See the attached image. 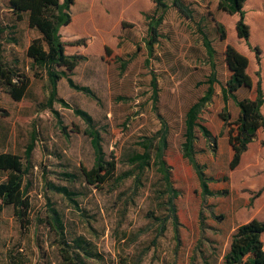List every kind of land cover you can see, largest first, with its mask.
<instances>
[{"label": "rangeland", "instance_id": "1", "mask_svg": "<svg viewBox=\"0 0 264 264\" xmlns=\"http://www.w3.org/2000/svg\"><path fill=\"white\" fill-rule=\"evenodd\" d=\"M181 1L190 17L169 5L150 54L144 44L145 16L152 13L153 0H73L70 21L58 30L65 53L81 56L70 77L88 87L94 98L70 88L63 77L56 82V96L91 116L105 158L115 164L111 179L93 185L85 183L79 171L93 161L84 122L54 101L52 108L63 126L59 128L57 117L45 106L49 84L44 71L33 69L25 55V47L38 33L26 25L25 14L15 20L6 0H0L4 27L0 62L29 81L19 100L0 90V152L22 156L34 135L31 166L24 178L27 213L20 222L11 206L0 209V264H67L59 254L57 234L48 224L51 208L61 220L69 250L80 252L85 264H222L234 226L251 218L264 221L262 131L256 130L230 169L233 151L227 132L234 130L238 109L230 97L223 105L219 89L228 75L222 52L230 44L241 54L251 55L252 86L241 87L235 94L253 97L257 79L253 52L237 39L232 15L216 10V0ZM217 22L224 28L223 39ZM200 33L213 48L211 59ZM260 57L264 63L261 47ZM210 61L218 83L213 84V94L199 110L198 120L211 137H203L195 128L193 139V157L214 192L202 195L182 143L184 113L204 94ZM260 79L264 89V73ZM163 125L162 158L176 192L172 199L175 224L166 203L170 193L153 156ZM145 149L150 159L140 167L134 156ZM62 172L73 173L74 179H63ZM48 183L65 186L74 193L72 199L50 189ZM77 237L80 240L75 241ZM261 238L264 248V232Z\"/></svg>", "mask_w": 264, "mask_h": 264}, {"label": "trees", "instance_id": "2", "mask_svg": "<svg viewBox=\"0 0 264 264\" xmlns=\"http://www.w3.org/2000/svg\"><path fill=\"white\" fill-rule=\"evenodd\" d=\"M153 11L146 19V38L144 44L147 54L151 53L152 44L158 37V25L160 24L165 9L170 5L179 13L190 17V10L181 0H169V5L165 0H153ZM7 7L11 11L15 20H19L25 14L26 25L34 28L38 36L32 38L25 47V55L30 59V66L33 69L43 70L49 84L48 94L45 100L47 106L57 117V112L52 108V102L57 101L62 106H66L81 118L85 124V133L90 137V145L93 150V161L89 168L80 167L79 171L83 181L87 184L99 185L112 178L115 164L114 161L105 158L101 149L98 130L94 127L91 116L84 110L70 106L65 100L56 96V82L63 77L67 85L77 91H81L94 98L93 92L86 86L76 84L70 77L69 72L77 65L81 56L78 54H67L64 51L65 43L61 40L58 32L59 28L70 21L69 8L73 0H6ZM244 0H216L215 8L218 11L237 15L234 23L235 35L242 39L248 48L253 52L257 69L254 71L257 77L253 91V97L238 98L235 91L239 88H250L252 82L246 72L247 58L238 52L230 44H225L223 48V60L228 71V75L223 84H220V96L223 105L228 97L235 103L238 112L234 120V130H228L227 142L232 148V157L228 167L233 168L239 161L241 153L246 149L247 144L252 141L258 128L264 133V117L260 111L264 97L260 87L259 64L260 49L248 42V26L244 21V11L242 9ZM217 30L221 39L225 37L222 24L217 22ZM4 27L0 24V33ZM207 56L211 59L213 48L207 37L200 33ZM211 69L206 76V89L204 94L192 102L184 113V140L182 143L183 155L193 167L199 182L202 195H212L213 191L208 189L206 180L199 164L193 157L194 129L196 128L205 138H210L211 133L208 128L198 120V112L201 107L210 100L213 94V84L218 83L215 78V71L212 69L213 62L210 61ZM28 77L23 73H17L2 62H0V90L6 92L12 100L21 99L28 87ZM151 102L154 109L156 101V87L154 77L150 80ZM224 120L228 118V113L222 116ZM57 125L62 129L61 121L56 118ZM229 123V122H228ZM165 128L161 130L157 147L154 152V163L161 174L166 189L169 191L167 197V209L171 216L172 223H176L175 206L172 202L176 192L172 190L169 172L162 158V148L164 147ZM264 149V139L261 142ZM34 145V135L24 146L22 156L10 152H0V209L2 206H11L15 217L20 222L28 210V201L25 196L28 183L25 176L30 170V153ZM150 154L147 149L136 154L134 160L142 167L148 163ZM61 177L65 180H73L74 174L62 172ZM25 181V182H24ZM47 186L68 199H72L73 192L67 190L63 185L48 183ZM48 224L57 234V247L59 254L67 264H85L80 252L70 251V244L63 237L61 220L55 210L50 209ZM264 232V221L251 218L243 223L234 226L230 233L228 245L222 253V264H264V248L262 244V233ZM80 237L75 238V241ZM81 246L79 243H76ZM82 252H87L85 246H81Z\"/></svg>", "mask_w": 264, "mask_h": 264}, {"label": "crops", "instance_id": "3", "mask_svg": "<svg viewBox=\"0 0 264 264\" xmlns=\"http://www.w3.org/2000/svg\"><path fill=\"white\" fill-rule=\"evenodd\" d=\"M242 9L244 11V21L247 24L249 31L248 42L250 43V45H253L252 40H254L256 45H258L259 49L261 47L264 50V0H244ZM231 15L233 17L232 23H235V20L237 19V15L235 13ZM237 39L240 38L237 37ZM242 54L245 55L247 58L246 72L251 78V72L249 70V66L251 63V55L247 53H242ZM263 73H264V63L262 61V57H260L259 76L262 77ZM260 87L264 97V93H263L264 89L261 79H260ZM260 111L264 117V101L260 108ZM260 136H262L263 138L264 133L261 132Z\"/></svg>", "mask_w": 264, "mask_h": 264}]
</instances>
